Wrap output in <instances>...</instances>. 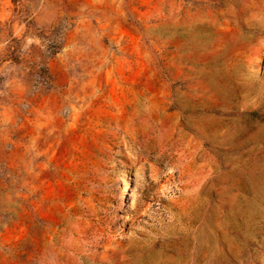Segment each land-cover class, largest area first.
I'll list each match as a JSON object with an SVG mask.
<instances>
[{
	"label": "rangeland",
	"instance_id": "374dc122",
	"mask_svg": "<svg viewBox=\"0 0 264 264\" xmlns=\"http://www.w3.org/2000/svg\"><path fill=\"white\" fill-rule=\"evenodd\" d=\"M0 264H264V0H0Z\"/></svg>",
	"mask_w": 264,
	"mask_h": 264
}]
</instances>
